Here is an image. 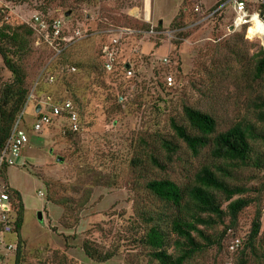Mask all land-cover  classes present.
Returning <instances> with one entry per match:
<instances>
[{
	"label": "rangeland",
	"instance_id": "374dc122",
	"mask_svg": "<svg viewBox=\"0 0 264 264\" xmlns=\"http://www.w3.org/2000/svg\"><path fill=\"white\" fill-rule=\"evenodd\" d=\"M142 4L143 0H0V8L14 25H30L38 12L57 18L72 11L68 18L72 28L99 33L112 27L145 32L143 27L148 24L143 21ZM216 4L217 0H156L164 32L157 36L135 34L122 43L121 65H132L135 78L130 79L124 71L116 76L105 75L101 82L111 90L98 88L96 95L88 94L86 109L65 92L66 84L60 82L53 90L49 88L60 99L75 103L84 125L79 135L68 138L69 124L56 119L44 132L36 133L30 127L34 107L27 111L25 127L30 141L19 166L10 168L5 180L22 195L24 264H100L86 255V244L100 254L117 255L105 264H155L132 242L138 228L135 225L140 223L136 210L146 206L142 183L130 168L136 141L154 134L172 137L171 120H184L185 107L212 115L219 132L228 131L243 119L257 123L248 109L246 94L240 90L237 74L245 66L239 64L241 56V63L247 62L253 69L251 60L261 45L229 29L230 11L198 25ZM181 9L189 15L194 10L196 18L184 30L189 37L178 46V33L170 26L173 15ZM140 10L141 19L133 15ZM106 37L109 39L107 35H96L74 45L68 55L70 62L100 63ZM238 41L242 52L235 62L231 51ZM49 57L47 48L35 39L34 53L26 63L30 87ZM168 75L174 78V87L166 86ZM72 78L70 84L83 89L91 86V78L85 74ZM0 80H11L1 57ZM118 95L126 96V106L118 105ZM257 128L264 130V125L258 123ZM178 172L179 167L174 166L170 176L183 183ZM258 204L243 213L237 230L225 237L222 248L209 251L194 264H236L242 251L232 253L230 248L237 239L248 240L259 207L263 209L264 232V195ZM41 212L43 222L38 217Z\"/></svg>",
	"mask_w": 264,
	"mask_h": 264
},
{
	"label": "trees",
	"instance_id": "16d2710c",
	"mask_svg": "<svg viewBox=\"0 0 264 264\" xmlns=\"http://www.w3.org/2000/svg\"><path fill=\"white\" fill-rule=\"evenodd\" d=\"M86 1L91 3V0ZM226 2L227 0H217L216 6L209 12H214ZM3 11L0 8V57L4 68L11 74V80L8 82L0 80V155L36 85L35 81L33 87L29 86L30 75L26 65L34 53L36 32L27 24L14 25L7 20ZM195 15L194 10L189 15L185 9H181L174 18L170 30L178 33L176 42L178 46L189 37L184 30L188 25L195 23ZM217 16L224 17L221 14ZM153 27L159 33L164 32L163 23L154 26L148 24L143 29L150 32ZM240 34L246 39L245 30ZM108 42L109 39L106 37L102 42V48ZM241 47L239 41L233 45L231 52L235 62L241 56ZM71 49L62 53L59 59L48 66V73L37 86L36 95L38 100L50 97L56 105L66 101L72 102L60 99L49 90V88L53 90L52 87L58 86L61 82L63 85L66 84L65 92L73 95L74 102L86 109L85 104L90 102L86 100L88 94L94 95L98 88L111 89L106 88L101 82L107 75L101 58L98 64H72L68 58ZM51 58L52 54L49 61ZM241 60H244L242 56L239 64L245 66L244 70L237 74V78L241 80L240 90L246 94L248 109L252 110L257 123L243 119L228 131L219 132L218 123L212 115L185 107L184 120H171L172 137L161 134L142 136L134 145L130 168L135 179L142 183V191L146 194L144 199L146 206L136 210V220L141 224H134L138 228L132 242L137 251L142 249L148 253L147 256L152 263L194 264L197 258L209 251L222 248L225 237L237 230L243 213L255 204L259 205L258 202L264 195V130L257 128L258 123L264 125V50L260 48L253 56L251 60L254 64L253 69L247 62L242 64ZM47 64L40 68L38 76ZM239 64L237 63L238 66ZM236 67L231 66L235 71ZM72 68L77 72L72 73ZM124 68L121 67L120 73L123 71L126 73ZM80 74H85L92 82L94 81L93 83L90 81L91 86L88 84L83 89L69 83L73 76ZM50 75L55 76L54 83L49 82ZM116 75L118 73L113 76ZM93 76L97 79L92 80ZM169 76L166 77V81ZM237 88L239 90L240 87ZM120 97L126 98L125 95H118L116 98L118 105L126 106L124 104L127 101L123 105L120 104ZM31 107H34V119L39 118L41 115H37L36 106L31 104L28 110ZM79 124V132H73L68 128L66 132L68 138H73L83 131L84 125L81 121ZM174 166L179 167L178 175L185 180L183 183L170 176V170ZM8 171L9 168H5L2 172L4 181L8 178ZM8 190L17 200L20 210L17 225L20 249L15 264H24L26 243L21 236L24 204L19 192L9 185ZM262 220L263 209L259 207L248 240L242 239L241 247L234 252L242 251H240L242 256L236 264H252L253 261L264 264ZM220 228H224L222 232H219ZM84 249L90 259L100 264L117 257L111 253L100 254L87 244Z\"/></svg>",
	"mask_w": 264,
	"mask_h": 264
},
{
	"label": "built area",
	"instance_id": "2783aa9c",
	"mask_svg": "<svg viewBox=\"0 0 264 264\" xmlns=\"http://www.w3.org/2000/svg\"><path fill=\"white\" fill-rule=\"evenodd\" d=\"M201 9H196L200 13ZM230 11V30L234 28L235 32H246V40L250 42L260 43V47L264 50V0H227L214 12L209 13L205 19L199 23L202 24L207 20L214 19L217 14L228 15ZM65 16V15H64ZM66 17L53 18L41 13L33 16L30 26L36 32L37 43L43 44L52 54V58L47 66L40 73L36 80V85L29 96L24 111L17 119L11 136L0 155V264H15L17 260L19 247V235L17 233V225L20 218L18 202L11 196L8 190V184L3 179L2 172L5 168L18 167L22 158L23 149L29 144V133L25 127L27 122L25 116L31 104H34L36 111L41 107V115L39 118L33 119L31 130L36 133L44 132L48 127L53 125V120H65L69 124V129L73 132L80 131V118L77 108L71 101L54 104L50 97H43L38 100L36 88L41 80L48 73V66L55 60L59 59L62 53L71 49L74 45L88 40L96 35H107L109 42L103 46L101 59L104 71L107 75H115L120 73L122 59V43L135 34H147L157 36L162 34L153 29L150 32H140L131 28L112 27L104 32L99 33L82 31L81 28H72L71 22ZM169 64V60H165ZM126 64L124 69L126 75L132 79L135 77L132 66ZM123 69V70H124ZM72 73H76L75 68L71 69ZM55 76H49V82H55ZM168 86L172 87L175 82L172 76L167 78ZM120 104L126 102L125 97H120ZM43 197V194H41ZM240 239L235 240L231 252H236L241 247Z\"/></svg>",
	"mask_w": 264,
	"mask_h": 264
},
{
	"label": "crops",
	"instance_id": "0c3cea01",
	"mask_svg": "<svg viewBox=\"0 0 264 264\" xmlns=\"http://www.w3.org/2000/svg\"><path fill=\"white\" fill-rule=\"evenodd\" d=\"M156 0H143V4H142V10H144L143 12V16H144V22L147 24H150L151 26H154L156 21H158L157 23H163V25H165L164 23V19L163 16H158V13L156 12V6H155ZM140 11H137L136 13H133V15L137 16V17H142V14L140 13ZM176 14L173 15L172 19H174L176 17Z\"/></svg>",
	"mask_w": 264,
	"mask_h": 264
},
{
	"label": "water",
	"instance_id": "95a60500",
	"mask_svg": "<svg viewBox=\"0 0 264 264\" xmlns=\"http://www.w3.org/2000/svg\"><path fill=\"white\" fill-rule=\"evenodd\" d=\"M72 15V13L71 12H69V13H67L65 16H66V18H69L70 16ZM161 24H162V22H161ZM231 31L232 32H235V30H234V28H231ZM41 112V107H39L38 109H37V113H40ZM60 161V160H59ZM39 221H41V222H43V214H42V212L41 213H39Z\"/></svg>",
	"mask_w": 264,
	"mask_h": 264
}]
</instances>
